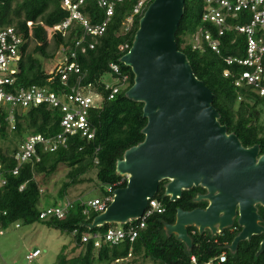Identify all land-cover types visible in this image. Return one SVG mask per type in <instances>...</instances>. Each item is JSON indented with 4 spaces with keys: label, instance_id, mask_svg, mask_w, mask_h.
<instances>
[{
    "label": "trees",
    "instance_id": "16d2710c",
    "mask_svg": "<svg viewBox=\"0 0 264 264\" xmlns=\"http://www.w3.org/2000/svg\"><path fill=\"white\" fill-rule=\"evenodd\" d=\"M136 4L137 0L118 3L95 47H88L86 52H81V49L77 51V62L85 75L84 85L92 84L104 96L102 108L91 111V122L96 129L94 139L71 136L66 147L54 152L45 151L38 145L39 161L33 159L23 164L18 174H14L13 169L17 165L14 154L21 143L34 134L54 136L59 133L62 114L59 109L45 104L31 106L15 111L14 129H9L6 120L8 112L3 111L0 115V164L6 180L0 186V226L7 228L15 224L17 227L19 224L20 227L41 222L49 228L70 234L72 247L68 249L64 245L52 264H119L129 258L134 263L150 260L153 264H190L192 255L200 264L211 259H215L213 264H264V249L258 253L264 233L241 241L235 253H231L227 246L238 231L225 229L213 237L209 232L200 234L196 228L190 227L189 234L193 239L190 250L176 235H166L165 224L175 222L178 208L193 210L206 206L205 202L193 200L198 192L204 191L201 187L185 190L180 199L171 201L170 197L165 196V181L161 182L154 198L162 203L165 211L148 216L145 228L134 242L126 240L112 245L102 237L100 246H96L93 235L100 233L103 236L111 225L105 224L92 230L84 226L90 224L99 212L81 199L86 189H82L78 197L71 198L74 189L84 184H100L104 187L103 199L108 196L106 186L117 184L114 188L125 187L127 181L117 173L116 163L123 158L127 149L145 138L142 133L147 124V119L143 117L144 104L126 97V91L134 84V74L130 67L120 62V58L129 50L122 47L126 44L132 46L139 27L142 15L135 17L129 31L125 30L124 24ZM205 8L204 0H185L184 15L176 33L178 48L188 56L195 75L214 93L213 105L220 113V122L227 125L228 132H234L245 147L260 145L261 154H264V96L251 86L237 87L236 78L245 67L236 63L228 65L225 61L229 56H245L246 36L227 30L221 36L220 54L207 45L203 49L194 48L193 42L188 40L200 29L211 28L202 20ZM83 11L93 23L104 18L103 10L93 0H86ZM68 16L69 11L63 6V0H0V30L13 24L23 34L18 71L13 75L15 81L11 86L5 85L6 90L13 92L18 87L31 85L49 86L61 92L69 90L71 83L63 84L60 75L55 73L56 68L48 72L40 60V57L53 59L62 45L69 53L75 49L76 39L83 35V29L78 24L66 37L60 33L49 36L50 28ZM238 20L244 23L245 19L241 17ZM88 40L93 41V38L88 37ZM111 63L120 65L122 72L129 76V85L109 99L110 92L105 90L104 79L108 76ZM226 70H229L227 75ZM1 143L7 144L4 147ZM61 165L69 169L53 205L65 200L72 205L63 218L51 216L41 219L40 202L44 192L36 175L51 176ZM259 213L264 220V207H259ZM85 235H90L87 241L83 240ZM224 252L227 259L220 262L219 257Z\"/></svg>",
    "mask_w": 264,
    "mask_h": 264
},
{
    "label": "water",
    "instance_id": "95a60500",
    "mask_svg": "<svg viewBox=\"0 0 264 264\" xmlns=\"http://www.w3.org/2000/svg\"><path fill=\"white\" fill-rule=\"evenodd\" d=\"M184 11L185 0H153L139 20L132 46L120 58L134 74L126 97L144 104L145 138L116 163L126 186L116 188L107 208L84 226L92 230L140 219L163 181L171 201L201 187L205 193L193 200L207 206L178 208L175 222L165 224L166 235H176L190 250V227L215 237L237 221L241 230L227 246L235 253L241 241L264 233L259 213L264 207V154L260 145L245 147L228 132L213 105L214 93L178 48ZM263 249L264 240L258 253Z\"/></svg>",
    "mask_w": 264,
    "mask_h": 264
},
{
    "label": "built area",
    "instance_id": "2783aa9c",
    "mask_svg": "<svg viewBox=\"0 0 264 264\" xmlns=\"http://www.w3.org/2000/svg\"><path fill=\"white\" fill-rule=\"evenodd\" d=\"M124 0H93L95 4L104 12L102 21L93 23L91 18L84 13L86 0H63V6L69 11V16L54 25L49 30V35L60 33L66 37L70 34L76 24L83 29V35L75 41V49L69 53L65 46H60L58 52L64 55L63 61L56 67V75H60L63 84L71 83L69 90L61 92L53 90L49 86H21L15 91L6 90L5 85H13L15 78L13 75L18 71L17 63L20 60L19 46L23 42V34L18 32L12 24L0 30V115L7 111L6 120L9 129L15 128V111H21L31 106L48 105L61 111V131L54 136H44L34 134L24 140L14 154L17 165L13 169L14 174H18L21 166L33 159L39 161L37 146L41 145L45 151L54 152L60 147H66L71 136L79 135L87 140L95 138L96 129L91 122V111L102 108L104 96L92 84L84 85V72L77 62V51L86 52L87 48L93 49L111 21L118 3ZM153 0H137V4L130 16L125 21V30L129 31L135 17L143 15L147 7ZM206 3L203 14V22L208 23L211 28L200 29L191 36L194 48L203 49L205 45L214 52L221 53V36L227 30H234L246 36L245 56L225 58L228 65L234 63L243 65L245 69L238 75L235 81L237 87L251 86L259 95L264 96V0H204ZM242 14V15H241ZM243 17L244 23L239 22ZM216 30V31H215ZM217 33V34H215ZM92 37L93 41H89ZM122 49H130L126 44ZM229 70H226L227 75ZM108 76H111L113 83L104 79L105 90H108L109 99L114 98L122 88H126L129 83V76L124 74L118 63L110 64ZM241 99V97H239ZM1 126V121H0ZM6 180L3 177V167L0 164V186ZM117 184L106 186L108 196L105 198H95L87 201L88 206L101 213L113 200V191ZM24 186L21 187V189ZM69 201L60 202L56 205L42 210L40 218L55 216L63 218L66 216ZM165 211L162 203L155 198L149 200V206L144 215L126 225H111L102 236L96 233L95 245L100 246L101 238H105L112 245L122 241L134 242L140 231L146 226V219L153 213ZM139 221V222H138ZM19 227V224H17ZM90 235H85L87 241ZM41 254L40 249H34L26 255V259L31 261ZM190 264H200L197 258L192 255ZM227 259L226 252L219 257L220 262ZM215 259L207 261L205 264H213Z\"/></svg>",
    "mask_w": 264,
    "mask_h": 264
},
{
    "label": "rangeland",
    "instance_id": "374dc122",
    "mask_svg": "<svg viewBox=\"0 0 264 264\" xmlns=\"http://www.w3.org/2000/svg\"><path fill=\"white\" fill-rule=\"evenodd\" d=\"M188 40L191 41V38ZM33 46L31 44V48ZM63 59L64 55L58 51L53 59L45 60L40 57L41 62L44 63V67L48 72H52L58 67ZM105 80L113 83L111 76H105ZM262 123L264 124V116L262 117ZM6 144L1 143V146L5 147ZM68 169L66 165H61L58 171L51 176H45L44 174L36 175V179L41 184L44 192L40 202L42 210L53 206L55 197L58 196L59 190L66 180ZM94 184L80 185L78 189H74L75 191L70 197H78L80 195L79 192L82 189H86L84 195L81 196L83 201L102 198L104 196V187L100 184ZM71 242L72 236L70 234L49 228L41 222L22 225L20 227H16L15 224H11L7 228L0 226V264H52L64 245L68 249L72 247L73 244ZM36 248L41 250V254L37 258L28 261L26 255ZM119 264H153V262L150 260H140L134 263L132 262V258H129Z\"/></svg>",
    "mask_w": 264,
    "mask_h": 264
},
{
    "label": "flooded vegetation",
    "instance_id": "af4514ba",
    "mask_svg": "<svg viewBox=\"0 0 264 264\" xmlns=\"http://www.w3.org/2000/svg\"><path fill=\"white\" fill-rule=\"evenodd\" d=\"M203 190H204V189H203ZM198 193H205V190H204V191H200V192H198ZM202 202H204V201H202ZM205 203H206V202H205ZM206 206H207V203H206ZM206 206H205V207H206ZM236 223H237V221L235 222V224H236ZM235 224H234L233 227L230 228V230H231V231H238V232H239V231L241 230V227L238 225V223H237V226H236ZM238 232H237V233H238ZM236 235H237V234H236Z\"/></svg>",
    "mask_w": 264,
    "mask_h": 264
},
{
    "label": "crops",
    "instance_id": "0c3cea01",
    "mask_svg": "<svg viewBox=\"0 0 264 264\" xmlns=\"http://www.w3.org/2000/svg\"><path fill=\"white\" fill-rule=\"evenodd\" d=\"M37 249V248H36Z\"/></svg>",
    "mask_w": 264,
    "mask_h": 264
}]
</instances>
